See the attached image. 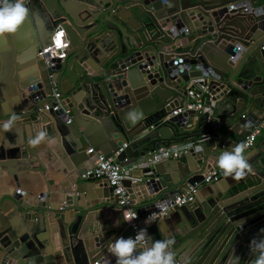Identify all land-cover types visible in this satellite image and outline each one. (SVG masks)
Returning <instances> with one entry per match:
<instances>
[{"label":"water","instance_id":"1","mask_svg":"<svg viewBox=\"0 0 264 264\" xmlns=\"http://www.w3.org/2000/svg\"><path fill=\"white\" fill-rule=\"evenodd\" d=\"M25 6V28L0 44V174L11 187L0 189V264H57L62 256L67 264H115L109 244L132 229L105 179H86L97 182L93 189L80 186V175L94 166L86 144L110 155L126 142L131 159L189 144L180 157L124 179L140 216L201 183L220 143L240 139L264 116V0H25ZM59 27L68 46L44 68L37 54ZM191 79L207 89V110L167 118L186 99ZM51 80L63 98L55 111L42 108L52 100ZM134 110L143 113L135 124L127 119ZM13 115L19 119L5 132ZM195 115L196 127L179 131ZM98 125L104 133L95 136ZM38 131L54 141L49 154L28 143ZM51 151L65 183L38 181L28 197L20 179L48 173ZM247 158L252 171L243 181L223 191L201 184L194 201L173 207L179 216L168 225L157 219L146 226L153 241L175 240L177 264H230L233 253L240 264L254 259L250 242L264 237V148ZM73 192L84 193L86 204ZM96 210L108 216L102 227L90 223Z\"/></svg>","mask_w":264,"mask_h":264},{"label":"built area","instance_id":"2","mask_svg":"<svg viewBox=\"0 0 264 264\" xmlns=\"http://www.w3.org/2000/svg\"><path fill=\"white\" fill-rule=\"evenodd\" d=\"M65 35L63 31H58L53 35L52 44L42 48L39 50L37 54V59L44 60V68H50V59L54 57H63L64 50L63 45L66 42ZM63 50L61 55L55 56L53 52L56 49ZM49 77H52V73H49ZM52 86V91L50 96L52 100L43 105V109L51 108L53 111L58 110L61 107V99L62 92L58 86V83L55 80L50 81ZM207 89L205 87L199 86L198 84L193 87H188L186 92V99L183 103L173 110H171L167 114V118L173 115L182 114L185 111H195L197 114H201L203 111L207 110L206 108V97L205 94ZM66 113H69L68 109L65 110ZM70 118L67 119L66 122H69ZM264 128V116L262 120L253 127L252 130H249L243 137H240L238 140L231 141L229 143L221 142L219 145V155L225 150H231L233 146H235L239 142H243L248 145L245 153L252 148L255 144L256 137L262 132ZM127 146L126 142H123L120 146H118L110 155H105L100 150H95L93 147H88L86 149V153L89 157L93 158V168L87 169L84 173L80 175L81 179H105L113 188V194L117 198V206L121 211L126 214H134L137 213V218L134 219L128 225L132 229V234L129 237H134L139 229H143L144 227L151 224L157 219L166 217L171 209L174 206H182L184 204L190 203L195 200V193L197 188L204 183H213L217 181L222 175V171L217 167V163L212 165L209 169H207L206 174L203 177L201 183L188 184L183 187L180 193L173 198H169L167 200H158L154 204L153 209L144 212L141 216L136 211L134 204L129 197V192L127 191L126 186L123 181L126 178L125 169L127 164L132 160L128 156H126L123 152L124 148ZM189 147L188 143H179L174 146L169 147H160L158 149H154L152 151L146 152L143 156L138 157L135 161L137 165H148L154 164L161 160L169 159V158H178L181 156L183 152H185ZM131 178V177H129ZM134 179V178H133ZM161 204V208H157L156 205ZM148 218V222L145 221ZM94 264H97L96 262Z\"/></svg>","mask_w":264,"mask_h":264},{"label":"clouds","instance_id":"3","mask_svg":"<svg viewBox=\"0 0 264 264\" xmlns=\"http://www.w3.org/2000/svg\"><path fill=\"white\" fill-rule=\"evenodd\" d=\"M28 13L29 9L25 6L24 0H14V2L0 0V36L15 34L26 20ZM18 119L19 117L15 115L11 116L3 123L2 129L5 132L12 131ZM127 119L135 124L143 119V113L134 110L127 114ZM53 142L48 138L46 131H38L28 141L33 148ZM247 147L245 143L239 142L231 150H225L217 157V167L225 177L239 181L251 173L252 166L245 155ZM156 207L159 209L162 205L157 204ZM136 218L137 213L124 212L126 222L131 223ZM145 222L149 223L148 218ZM174 243L175 240L168 237L153 241L144 228L139 229L134 237H120L111 242L108 250L115 257V264H177L176 254L172 250ZM250 252L254 254L250 264H264V237L259 240L254 238L250 242ZM229 260L230 264H240V257L234 253Z\"/></svg>","mask_w":264,"mask_h":264},{"label":"crops","instance_id":"4","mask_svg":"<svg viewBox=\"0 0 264 264\" xmlns=\"http://www.w3.org/2000/svg\"><path fill=\"white\" fill-rule=\"evenodd\" d=\"M25 2V0H24ZM27 19L24 21V23L18 28V31H20V29L22 28H25L26 26V22ZM58 31H61V27H59L58 29H56ZM45 31V29H44ZM63 31V30H62ZM56 32V31H55ZM21 33V32H19ZM18 34L15 33V37H17ZM66 42H64V47L63 49H65L67 46H68V41H67V38H65ZM4 42L6 45L8 44V41L6 39V36L3 35V36H0V44ZM63 50H61L60 48L59 49H56L54 52H53V55L55 56H58V55H61V52ZM39 58V57H37ZM93 65L96 66L95 63L92 62ZM197 80L195 79H191L188 83V87H193L195 85H197ZM127 84H128V81H127ZM129 86V85H127ZM114 87L115 89L117 90V94L119 95L121 93V90H119V88L117 87L116 84H114ZM62 92V91H61ZM206 99V98H205ZM192 121H188L187 122V125L184 127V128H180L179 131H186L188 132L189 130H191L193 127L195 128L196 127V124H197V116H193L192 118ZM78 121L81 123V124H85L86 121H81L79 118H78ZM84 125L81 126V128L83 127ZM92 129V132L93 134L96 136L98 135L100 132L98 131H101V133H104L103 132V128L101 127V125H98L97 128H91ZM226 130L223 129V132ZM231 137L233 138H236V136L234 135V133L231 134ZM184 140V139H183ZM183 140H180V141H183ZM43 149L44 150V153L43 154H49L47 152V150L49 149V147H47V144H41ZM88 147H93L91 144L87 143L85 148L87 149ZM257 148H264V128L262 129V132L256 137V141H255V144L252 146V148H250L246 153L245 155L248 156L252 153H255V151H257ZM51 154L50 157L52 158V160L54 161L53 163H51V166L49 167V172L48 173H44V172H40V171H37V172H34V171H29L30 173V178H24V179H20V182H21V185H20V189H28L26 191H28L27 193V196H31V193L30 192H33V191H37L41 185L38 181L41 182L42 186L43 187H46V181L47 179H49L50 177H54L56 179V181H58V183L54 184L53 186L55 185H58V184H64L65 183V179H66V175H62V172H61V167H59V165H57V157L54 156L53 152L51 151ZM136 159H132L126 166V169H125V176L126 178H135V176H138V175H141V168H142V165H137ZM50 165V164H49ZM250 174V173H249ZM249 174L247 176H249ZM37 176L38 177V180L35 179L34 177ZM246 176V177H247ZM245 177V178H246ZM244 178V179H245ZM100 181H103L102 179ZM241 181H243V179L237 181V180H234L232 179L231 177H225L224 175H222L217 181L211 183L210 187H212L213 189H216V190H226L228 187L232 186V185H235V184H238L240 183ZM78 182H81L82 184L80 185L81 187L83 188H92L97 184V182H88L84 179H81L79 178L78 179ZM107 185H108V182H106ZM7 188H11L10 185H8L6 183V180L5 178L2 176V174H0V189H7ZM202 188V187H201ZM104 193V195L107 193L106 190H102ZM204 189L202 188L200 191L197 192V197H200V198H204V193H203ZM72 195L74 196H78L80 195V199L78 200L79 203L81 204H86V196L84 193H77V192H73L71 193ZM141 196V195H140ZM54 200H58L59 199V193H55V196H53ZM136 204L138 205H143L145 202L144 201H140L139 199L136 198V201H135ZM105 211L104 212H110L109 210L107 209H104ZM98 211L99 210H96V211H92L91 213H89L91 215V220H90V223L92 224V226H95L97 227V224H99L100 227H102V224H103V221L105 219L108 218V216H106V218L104 217L105 214H102V215H99L98 214ZM73 212V211H72ZM179 211L178 210H173L171 209L168 213V215L166 217H163V218H160V221L164 224V225H168V222L169 221H172L173 219L177 218L179 216ZM107 214V213H106ZM72 215V214H71ZM111 220L114 222V219L111 218ZM143 225V229L146 228L144 227V223L142 224ZM99 227V228H100ZM58 247L56 246V244H53V250L57 249ZM62 260L60 262H56L57 264H67L66 263V259L64 258V256H62L61 258ZM63 262V263H62Z\"/></svg>","mask_w":264,"mask_h":264},{"label":"trees","instance_id":"5","mask_svg":"<svg viewBox=\"0 0 264 264\" xmlns=\"http://www.w3.org/2000/svg\"><path fill=\"white\" fill-rule=\"evenodd\" d=\"M188 134V133H187ZM180 140H183V138H180Z\"/></svg>","mask_w":264,"mask_h":264}]
</instances>
